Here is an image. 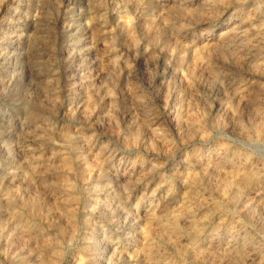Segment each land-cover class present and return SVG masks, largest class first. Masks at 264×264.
<instances>
[{
	"label": "rangeland",
	"instance_id": "obj_1",
	"mask_svg": "<svg viewBox=\"0 0 264 264\" xmlns=\"http://www.w3.org/2000/svg\"><path fill=\"white\" fill-rule=\"evenodd\" d=\"M0 264H264V0H0Z\"/></svg>",
	"mask_w": 264,
	"mask_h": 264
}]
</instances>
